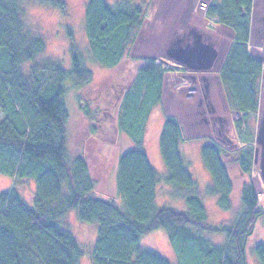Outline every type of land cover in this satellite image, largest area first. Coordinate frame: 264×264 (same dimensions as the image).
Here are the masks:
<instances>
[{
    "label": "trees",
    "instance_id": "trees-1",
    "mask_svg": "<svg viewBox=\"0 0 264 264\" xmlns=\"http://www.w3.org/2000/svg\"><path fill=\"white\" fill-rule=\"evenodd\" d=\"M149 1H87V51L94 62L108 68L122 62ZM37 2L63 8L59 0ZM23 3L0 0V175L12 179V185L0 191V264H79L85 252L64 224L69 210L79 221L96 224L89 249L91 264H249L250 246L257 264H264V242L251 244L257 224L264 225V209L258 208V193L251 180L243 179L237 190L239 207L233 219L211 224L197 181L181 153L184 138L176 117L166 116L159 131L165 176L148 160L143 146L146 121L161 100L164 74L178 72L180 66L149 59L124 88L116 121L103 130L109 127L123 133L134 146L117 155L112 171L115 192L104 196L83 151L68 144L65 82L86 84L91 72L72 43L68 65L59 59L40 58L46 43L24 27ZM252 3L210 0L204 8L206 16L233 33L218 74L229 109L240 113L233 120L238 130L259 108L263 64L249 52ZM66 35L72 37L68 27ZM81 109L85 117L90 115L86 105ZM89 126L90 133L97 132ZM241 142L233 155L212 140L200 148L211 177L208 192L217 196L223 210L231 207L234 175L249 177L253 170V145L248 140ZM29 180L34 190L24 196L16 185ZM162 181L182 197L183 209L169 202L156 203L157 185ZM156 230L166 232L175 263L141 245V238ZM209 234L223 238L214 241Z\"/></svg>",
    "mask_w": 264,
    "mask_h": 264
},
{
    "label": "rangeland",
    "instance_id": "rangeland-1",
    "mask_svg": "<svg viewBox=\"0 0 264 264\" xmlns=\"http://www.w3.org/2000/svg\"><path fill=\"white\" fill-rule=\"evenodd\" d=\"M59 1L63 3V8L42 4L37 0H24L22 21L26 29L42 37L46 43L40 58H55L68 65L69 44L72 43L83 55L84 66L91 72L90 81L83 85H74L66 80L64 101L68 110V144L83 151L101 194H114L116 187L112 171L115 159L121 151L134 146L123 133L112 131V128L109 130V127L103 130V127L114 124L124 88L133 80L137 69L145 65L147 60L153 59L159 64L180 66V69L164 74L162 104L158 103L151 110L145 124L143 146L151 166L161 177L165 176L166 168L158 142L159 131L163 119L174 116L181 125L184 138L181 147L186 153L183 156L188 161L189 172L197 181L208 222H229L234 217V210L239 207L237 190L245 178L234 175L235 189L230 210L220 209L217 196L208 192L211 177L201 160V149L198 153L197 146L212 140L223 145L233 155L241 146V140H248L254 148L253 170L249 178L258 193V208L264 209V74L258 111L240 130L234 128L233 120L239 118L240 113L229 109L217 71L227 54L233 33L224 24L206 16L204 8L210 0H150L134 42L122 62L113 68L101 66L88 55L84 17L88 0ZM67 27L72 31L71 38L66 35ZM248 46L252 56L264 64V0H253ZM255 47L259 49L257 54L254 52ZM214 73L220 86L215 82L210 90L211 85L207 88V83ZM83 105L88 107V117L82 113ZM89 125L94 126L97 132L90 133ZM11 185L9 176L0 175V191ZM107 187L109 192H106ZM16 188L22 195L30 196L34 183L29 180L16 185ZM174 192L163 181L158 183L156 203L162 205L169 202L183 209L182 197L176 196ZM64 224L83 246L85 253L79 264H91L89 249L94 242L96 224L79 221L73 210L65 215ZM209 236L219 242L223 238L218 234ZM259 241L264 242V225L258 223L251 244ZM140 242L143 247L176 262V255L164 230L152 231L144 235ZM249 264H257L251 246Z\"/></svg>",
    "mask_w": 264,
    "mask_h": 264
},
{
    "label": "crops",
    "instance_id": "crops-1",
    "mask_svg": "<svg viewBox=\"0 0 264 264\" xmlns=\"http://www.w3.org/2000/svg\"><path fill=\"white\" fill-rule=\"evenodd\" d=\"M183 26L185 27V24H183ZM251 47V46H250ZM258 47L256 48H254V52L257 54V52H258ZM253 52V51H252ZM254 52H253V54H254ZM255 55V54H254ZM260 56V55H259ZM257 57H258V55H257ZM221 63H222V61H221ZM221 63H220V65H221ZM219 67L220 66H218V68H217V71H219ZM263 74H264V64H263V67H262V74H261V79H260V82H259V86H260V88L259 89H261V86H262V79H263ZM217 75H216V73H214L212 76H210V81H209V83H207V88L209 87V89L210 90H212V87H213V85H214V83L215 82H217V84H219V82H218V79H217V77H216ZM163 81H164V79H163ZM162 85H163V83H162ZM219 86H220V84H219ZM162 91H163V86H162ZM208 91V90H207ZM259 93H260V91H259ZM162 100H163V97L161 98V100H160V102L159 103H161L162 104ZM209 105V104H208ZM205 106H207L206 104H205ZM204 142V141H203ZM197 148H198V153H199V151H200V148H201V144L199 143V145L197 146ZM181 153H182V155H185L186 153H183V149H182V147H181ZM251 180V182H252V179L251 178H247V176L245 177V180ZM243 180V179H242ZM253 183V182H252Z\"/></svg>",
    "mask_w": 264,
    "mask_h": 264
}]
</instances>
